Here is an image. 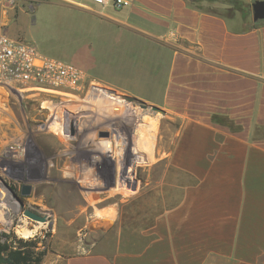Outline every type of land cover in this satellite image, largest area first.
Masks as SVG:
<instances>
[{
  "label": "crops",
  "instance_id": "obj_1",
  "mask_svg": "<svg viewBox=\"0 0 264 264\" xmlns=\"http://www.w3.org/2000/svg\"><path fill=\"white\" fill-rule=\"evenodd\" d=\"M209 3L222 1L136 0L100 25L73 20L91 77L165 111L142 143L133 118L106 144L166 164L153 187L163 209L133 227L132 250L64 264H264V22Z\"/></svg>",
  "mask_w": 264,
  "mask_h": 264
},
{
  "label": "rangeland",
  "instance_id": "obj_2",
  "mask_svg": "<svg viewBox=\"0 0 264 264\" xmlns=\"http://www.w3.org/2000/svg\"><path fill=\"white\" fill-rule=\"evenodd\" d=\"M225 5L223 1L209 3L207 8L220 10ZM108 8L88 0H0V30L8 29L9 35L32 42L44 54L85 68L81 48L87 40L79 36L72 22L86 17L89 25H100L110 21ZM250 11L248 17L236 13L247 24L248 20L253 22L252 9L244 11ZM47 100L45 96L20 98L0 90V185L5 192L0 200L6 204L5 208L0 205V243L8 244L9 250L31 248L42 254L40 264H64L73 256L100 252L114 256L119 249L132 250L133 236L139 237L133 227L146 228L152 224L148 216L163 209L158 205L163 198L153 187L162 180L166 161H148L140 144L131 148L128 142L125 151L108 145L99 131L131 130L132 126L120 121L134 118L142 143L152 116L161 117L163 113L134 103H115L106 97H87L83 91L80 98L53 102L59 104L53 111L62 112L67 107L82 114H78L82 117L75 125L74 136L66 137L52 129L62 132L64 126L57 121L51 123L54 113L46 107ZM165 145L169 147V141ZM112 160L117 170L114 187L110 186L108 164ZM95 161L101 162L98 165ZM24 179L43 192L27 201L37 202L33 206L49 213V220H35L19 210L8 185H20ZM9 194L15 200L10 201L12 206H8Z\"/></svg>",
  "mask_w": 264,
  "mask_h": 264
},
{
  "label": "built area",
  "instance_id": "obj_3",
  "mask_svg": "<svg viewBox=\"0 0 264 264\" xmlns=\"http://www.w3.org/2000/svg\"><path fill=\"white\" fill-rule=\"evenodd\" d=\"M88 1L103 8L123 9L133 5L136 0ZM0 90L20 98L45 96L48 99L46 107L52 109V115L54 113L51 123L53 121L61 123L65 131L64 128L62 132L50 128L66 137L74 136L75 125L77 121H81L79 118L82 116L79 115L82 114L67 107H64L62 112L53 111L59 106L58 103L53 104L54 101L61 102L67 97L80 98L81 92L84 91L87 97H106L115 103H131L121 98L122 92L91 77L77 64L44 54L32 42L15 38L5 30H0ZM115 97L123 101L120 102L114 99Z\"/></svg>",
  "mask_w": 264,
  "mask_h": 264
},
{
  "label": "trees",
  "instance_id": "obj_4",
  "mask_svg": "<svg viewBox=\"0 0 264 264\" xmlns=\"http://www.w3.org/2000/svg\"><path fill=\"white\" fill-rule=\"evenodd\" d=\"M191 2H198L200 0H190ZM214 1V0H212ZM223 2L231 5V12L228 15L233 16L236 11L242 12L244 17H248L250 12H244L248 8L252 9L251 4H245L241 0H222ZM260 22H252L250 28L255 27ZM42 261V254L39 255L31 248L18 247L9 250V245L5 243H0V263L2 264H40Z\"/></svg>",
  "mask_w": 264,
  "mask_h": 264
},
{
  "label": "flooded vegetation",
  "instance_id": "obj_5",
  "mask_svg": "<svg viewBox=\"0 0 264 264\" xmlns=\"http://www.w3.org/2000/svg\"><path fill=\"white\" fill-rule=\"evenodd\" d=\"M126 94V93H125ZM104 131V129L102 130ZM100 134V133H99ZM32 151L28 150L27 154H31ZM106 162H108L106 160ZM111 167V179L110 186L114 187L116 186L117 182V170H116V161L112 160L108 163ZM27 180L24 179V183L18 185L16 183H9L8 187L13 195V197L18 201L20 204L19 210L22 211L24 215H26V211L33 212L35 214L41 215V216H47V220H49V214L43 213L39 211L36 207L33 205L37 204V202H31L27 201L30 197L37 198L39 195H43V192L41 190H38L36 187H34L32 184H29L26 182ZM17 216V215H16ZM28 216V215H27ZM17 218V217H16ZM36 220V219H35ZM2 264V263H0Z\"/></svg>",
  "mask_w": 264,
  "mask_h": 264
},
{
  "label": "water",
  "instance_id": "obj_6",
  "mask_svg": "<svg viewBox=\"0 0 264 264\" xmlns=\"http://www.w3.org/2000/svg\"><path fill=\"white\" fill-rule=\"evenodd\" d=\"M251 6H252V20L255 23L264 22V0H254ZM120 96L121 98H123L124 100L128 102L138 104L143 109H150L153 112L165 113V111L159 106L150 104L136 96H132V95L125 94V93H122ZM99 135L101 137L110 138L112 134H111V131L104 130V131H100ZM25 214L39 221H43V222L47 221V216H41V215L35 214L33 212H29V211H26Z\"/></svg>",
  "mask_w": 264,
  "mask_h": 264
},
{
  "label": "bare ground",
  "instance_id": "obj_7",
  "mask_svg": "<svg viewBox=\"0 0 264 264\" xmlns=\"http://www.w3.org/2000/svg\"><path fill=\"white\" fill-rule=\"evenodd\" d=\"M117 98H119V97H117ZM119 99H120V98H119ZM120 100L123 101L122 99H120ZM128 104H129V103H128ZM129 106H130V104H129ZM97 157H98V156H96V158H97ZM96 162H97V161H95V163H96ZM99 162H101V161H99ZM99 162H97L98 165H99ZM91 168H92V167H91ZM52 178H53V177H52ZM0 187L2 188L1 185H0ZM3 192H4V191H3V188H2V190H0V195H1V194L3 195V194L5 193V192H4V193H3ZM2 195H1V196H2ZM1 196H0V199H4V198H1ZM8 198L10 199V200H9V203H8V204H9L8 206H12V204H11L10 201L13 200L14 203H15V200H14V198H13L10 194H9ZM0 205H2V206L4 205L3 207L5 208V205H6V204H5V202H1V200H0ZM14 205H15V204H14ZM19 206H20V204H19ZM46 214H49V213H46ZM7 224L9 225V224H10V221L7 222ZM24 233H25V234H30V232L27 231V230H24Z\"/></svg>",
  "mask_w": 264,
  "mask_h": 264
}]
</instances>
